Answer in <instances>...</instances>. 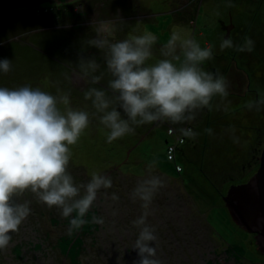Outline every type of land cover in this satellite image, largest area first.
Returning a JSON list of instances; mask_svg holds the SVG:
<instances>
[{
	"label": "rangeland",
	"instance_id": "rangeland-1",
	"mask_svg": "<svg viewBox=\"0 0 264 264\" xmlns=\"http://www.w3.org/2000/svg\"><path fill=\"white\" fill-rule=\"evenodd\" d=\"M43 1L0 0V59L13 61L12 71L0 72V87L28 85L57 96L69 94L67 107L89 112L91 122L70 146L68 171L76 183H87L98 173L110 176L113 186L98 192L90 209L95 214L89 211L85 217L89 222L74 231L79 240L67 233L71 217L63 218L56 207L49 208L31 191L14 197V203L29 204L30 215L10 233L9 247L0 250V264H136L133 246L139 229L132 221L144 209L132 193L146 178L149 163H155L154 171L165 178V187L147 210V223L158 236L161 264H264L255 234L233 221L224 201L232 185L257 172L264 151V105L259 111L247 108L250 101L264 96V0H111L107 4L101 2L109 0H48L61 8L73 7V19L57 27L38 19L45 11L40 7L48 4ZM21 7L25 10L7 14ZM94 19L115 21L110 43L145 31L157 35L149 64L164 58L162 45L174 29L202 47H212L213 58L202 67L229 80L228 97H213L211 111H198L197 119L188 124H145L109 143V130L99 123L102 114L84 99L90 87L107 91L110 98L115 95L108 89L112 78L106 67L108 49L87 44L96 37ZM221 21L233 24L229 37L234 45L249 37L253 51L238 52L235 47L221 51V40L227 37ZM81 59H94L97 69L85 74ZM94 76L101 77L98 83L92 82ZM170 127H191L200 135L181 143ZM232 127L239 144L231 139ZM206 128L213 130L211 136ZM176 144L172 162L167 159L168 149ZM175 165L181 166L176 169L182 175ZM113 193L118 200L111 199ZM93 215L103 217L104 224L93 223Z\"/></svg>",
	"mask_w": 264,
	"mask_h": 264
},
{
	"label": "clouds",
	"instance_id": "clouds-1",
	"mask_svg": "<svg viewBox=\"0 0 264 264\" xmlns=\"http://www.w3.org/2000/svg\"><path fill=\"white\" fill-rule=\"evenodd\" d=\"M114 25V20L94 19L96 37L87 44L108 49L106 67L112 77L108 89L115 95L110 98L107 91L95 87L84 92V99L102 114L99 123L109 130V143L133 134L145 124H188L197 119L198 111H211L213 97H228L229 80L219 71H206L202 67L213 58L212 47H202L196 39L174 29L162 45L164 58L149 64L157 35L145 31L110 43ZM219 47L221 51L235 47L238 52H252L254 41L244 37L243 44L234 45L229 37L222 39ZM12 66V60L0 59V72L7 74ZM80 67L86 74L87 69L95 71L98 65L94 59L87 62L81 59ZM100 79L94 76L92 82L98 83ZM69 103L67 93L57 96L28 85L14 89L0 87V250L9 247L10 233L16 232L30 215L29 204L14 203V197L31 191L49 208L56 207L63 218L71 217L67 233L72 235L89 222L85 217L98 192L113 186L108 175L93 173L87 183H76L68 171L70 146L78 142L91 122L89 112L67 107ZM60 105L65 106L64 111ZM261 105L264 96L250 101L247 108L259 111ZM230 131L233 142L239 144L235 127ZM169 132L181 143L184 138L195 140L200 135L191 127H170ZM205 132L211 136L213 130L206 128ZM155 167V163L147 165L146 178L138 182L132 193L133 200L138 198L144 209L132 221L139 229L133 246L138 253L136 264H161L157 258L156 229L147 223V210L165 187V178L154 171ZM111 199L119 197L113 193ZM91 221L100 225L105 222L96 215Z\"/></svg>",
	"mask_w": 264,
	"mask_h": 264
},
{
	"label": "water",
	"instance_id": "water-1",
	"mask_svg": "<svg viewBox=\"0 0 264 264\" xmlns=\"http://www.w3.org/2000/svg\"><path fill=\"white\" fill-rule=\"evenodd\" d=\"M220 24L228 38L233 24L227 26L224 21ZM224 201L233 221L256 235L258 248L264 253V151L257 172L247 182L232 185L224 196Z\"/></svg>",
	"mask_w": 264,
	"mask_h": 264
},
{
	"label": "trees",
	"instance_id": "trees-1",
	"mask_svg": "<svg viewBox=\"0 0 264 264\" xmlns=\"http://www.w3.org/2000/svg\"><path fill=\"white\" fill-rule=\"evenodd\" d=\"M44 2H47L48 4H50L51 6L50 7H47L48 6V4L47 5H45L44 7L43 6H41L42 5V3H44ZM111 2V0H109L108 2H106V1H104V2H101V4H107V3H110ZM41 3V7H40V11H44V13L43 14H38V16H39V18L38 19H40V18H42V22L43 21H46V22H44V23H49V27H57L58 25H61V24H64L65 22H67V21H69L70 19H73V17H74V12H73V7H71L72 5H68V4H66V5H64L65 7H66V9L63 7V8H61V7H58V6H54V3L53 2H50V1H48V0H44L43 2ZM109 5V4H108ZM23 11V10H25V8H23V7H21L20 9L18 8V9H11L7 14H12V13H17V12H20V11ZM38 29V28H37ZM167 148V147H166ZM167 151V150H166ZM167 159L169 160V161H172L173 162V160H170L169 158H168V156H167ZM177 167H176V165H175V170H176V172L178 173V174H180V175H182L183 173V171L182 172H179V171H177L178 169H176ZM89 176V175H88ZM85 177V176H84ZM91 213H93V214H95L94 212H95V210H93V212L92 211H90ZM89 212V213H90ZM84 230V229H83ZM80 235V234H79ZM72 237H73V239L75 238V237H77L78 238V240L79 239H81V237L80 236H78V234L77 233H73V235H72ZM72 238L71 239H68V240H73ZM63 240H66V239H63ZM62 240V241H63Z\"/></svg>",
	"mask_w": 264,
	"mask_h": 264
},
{
	"label": "built area",
	"instance_id": "built-area-1",
	"mask_svg": "<svg viewBox=\"0 0 264 264\" xmlns=\"http://www.w3.org/2000/svg\"><path fill=\"white\" fill-rule=\"evenodd\" d=\"M177 148H178V145L177 144L176 145H172V146L169 147V149H168V158L170 160H173L174 155L176 154ZM177 168L179 170L182 169L181 166H178Z\"/></svg>",
	"mask_w": 264,
	"mask_h": 264
},
{
	"label": "flooded vegetation",
	"instance_id": "flooded-vegetation-1",
	"mask_svg": "<svg viewBox=\"0 0 264 264\" xmlns=\"http://www.w3.org/2000/svg\"><path fill=\"white\" fill-rule=\"evenodd\" d=\"M226 33H227V32H226ZM247 88H248V86H247ZM249 91H250V90H249ZM246 93H247V95L249 94V92H246ZM245 96H246V95H245ZM259 164H260V161H259ZM248 180H249V179H248ZM248 180H247V181H248ZM247 181H246V182H247ZM244 183H245V182H244ZM254 236H256V235H254ZM255 239H256V238H255ZM255 241L257 242L258 240L256 239Z\"/></svg>",
	"mask_w": 264,
	"mask_h": 264
}]
</instances>
